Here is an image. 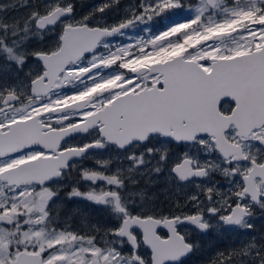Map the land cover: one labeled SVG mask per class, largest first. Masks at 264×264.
<instances>
[{"label":"snow or ice","instance_id":"obj_1","mask_svg":"<svg viewBox=\"0 0 264 264\" xmlns=\"http://www.w3.org/2000/svg\"><path fill=\"white\" fill-rule=\"evenodd\" d=\"M118 3L80 19L73 0L0 17V264H191L213 231L264 215V0H139L113 24L90 22ZM176 10L192 14L120 41ZM90 150L116 155L89 169ZM113 160L128 167L110 171ZM161 174L197 189L168 215L129 189ZM207 246V264H264V239Z\"/></svg>","mask_w":264,"mask_h":264},{"label":"flooded vegetation","instance_id":"obj_2","mask_svg":"<svg viewBox=\"0 0 264 264\" xmlns=\"http://www.w3.org/2000/svg\"><path fill=\"white\" fill-rule=\"evenodd\" d=\"M43 1H46L47 3H52L54 0H42L40 4V8L38 10L43 11ZM37 2V0H36ZM35 0H30L28 4H36ZM73 3L75 4V16L77 19H80L81 17L88 15L89 12L86 11V8L84 9L83 4L81 3V0H73ZM0 4L7 5L8 8L4 12H0V17H3V14H7V20L11 22L12 20L19 21L20 18H17V15H22L21 10H23L25 13L27 11H30L34 8L28 7H22L20 0H0ZM12 5H16V7H12ZM24 8V9H22ZM37 10V9H36ZM17 13V14H16ZM123 16H110V18H106L105 21L108 24H113L116 21L120 20ZM97 19H92L90 22H94ZM21 23V22H20ZM46 43H51V38H47ZM31 46H34L33 43H31ZM71 143H83L87 137H80V138H68ZM183 147L180 145L174 146V155L172 156V161H176L180 158L182 154ZM91 156L89 159H86L83 161V167L89 168V169H96L97 164L95 163V160L97 158L99 159H106L109 156L115 157L116 153L109 150H90ZM201 158H206L203 155ZM215 158V157H212ZM126 160H123L121 165H118V161L113 160V163L111 164V170L116 169L117 167L124 168V164L126 163ZM138 180L142 178H137ZM212 180L218 183V186L222 190L228 189V183L227 181L220 176L219 174H214L212 176ZM198 183H207L203 180H198ZM97 184H100L101 182H96ZM145 185V186H142ZM151 185L149 183H141L137 182L135 185L129 184V189L131 191H137V189L142 188V191L144 193V203L147 205L146 211H151L155 214H164L168 215L169 212H175L177 211L176 203L179 202L181 206L185 205V199L184 197L186 195H190L197 191L195 186L188 184L185 186L184 184L176 185L174 183H168L164 180V174H161L159 176V180L156 182V186H154V189H151ZM69 188H65L63 192L61 193V196H63L64 192L69 191ZM81 191H87L88 185L86 183H81L80 185ZM204 197L201 196V199ZM81 206L87 210V203L84 201H81ZM185 212H194L195 209L192 208L191 204H188L183 209ZM61 215H64L63 211H61ZM213 223H216V220L213 218ZM252 223L254 224V229L249 230L247 232L243 230H235L230 229L228 231H221L217 233L216 231H213L211 235L208 237H205L202 239V242L204 243V252L202 254H198L196 256L192 257L191 264H207V261L210 256H212V249H209L207 246V241L211 239L216 240V247L220 249V251H223L227 253L228 249L230 248H236L240 249L241 246L247 242H250L253 238L256 239L257 242H259L261 239H264V215H261L259 210H256V216L253 218ZM81 224V218L79 216H76L73 218V225L79 226ZM141 252L147 254V249H141Z\"/></svg>","mask_w":264,"mask_h":264},{"label":"rangeland","instance_id":"obj_3","mask_svg":"<svg viewBox=\"0 0 264 264\" xmlns=\"http://www.w3.org/2000/svg\"><path fill=\"white\" fill-rule=\"evenodd\" d=\"M20 1H21V6H22L23 4H26V3L28 4V2L30 0H20ZM41 1L42 0H37V2H36V0H35L36 4H38V5L42 4ZM184 1H187V0H184ZM53 2H55V0ZM91 2L93 4H91ZM197 2H198V0H188L187 3H185V4L195 5ZM46 3H47L46 1H43V4H46ZM136 3H139V0H119V3H118L119 11L118 10H116L115 12L113 11L114 13L112 12V15L113 16L116 15L117 17L120 16V15L124 16L125 15V12H124L125 7L128 6V5L136 4ZM80 4L85 5L84 9L86 8V11L87 10H92L94 5H99L94 0H81ZM22 9H24V8H22ZM34 10H36V9H32L30 11H27L26 13L23 10H21L22 15L21 16L17 15V18H20L19 22L22 23L23 22V18L26 17L30 12H32ZM191 14L192 13L187 12V11L176 10V14H174V15L165 16V17H156L151 22V27H149L148 25H141V26L137 27L135 30L131 31L127 37L119 38V39H120V41L122 43H128L132 39L138 38V37H141V36L146 38L152 32L161 30L163 26L168 25L169 23H172V22L183 21L187 16H189ZM108 15H110V13L107 12V11H105V13H103V14L95 13L92 16V19H99L100 16L107 17ZM3 18L7 19V14L4 13L3 14ZM157 26H159V27H157ZM146 27L149 28L148 31H145ZM31 43H33L34 46H36V44H37L36 41H32ZM122 161H118V165L117 166L121 165ZM127 167H128V161L124 164V168H127ZM137 178H140V177H137ZM146 180H147V177H144V178H142V179H140L138 181L141 182V183H147ZM156 180L158 181L159 177H157ZM142 186H145V185H142ZM154 186H156V183L154 185H151V189H154ZM141 191H142V188H139V189H137L136 192L139 193Z\"/></svg>","mask_w":264,"mask_h":264},{"label":"trees","instance_id":"obj_4","mask_svg":"<svg viewBox=\"0 0 264 264\" xmlns=\"http://www.w3.org/2000/svg\"><path fill=\"white\" fill-rule=\"evenodd\" d=\"M94 1H96V3H98L99 5L100 4H103V3H105L106 2V0H94ZM188 1V0H187ZM187 1H184L185 3H187ZM91 4H93L92 2H91ZM121 5V4H120ZM187 5H189V4H187ZM119 5L117 4V5H114L113 7H110V8H108V9H106V11L107 12H109L110 13V15H108L107 17H105V20H106V18H110V16L112 17L113 15H112V12L114 11H116V10H118L119 11ZM124 8V7H123ZM90 11L91 10H87V12H89L90 13ZM113 12V13H114ZM104 20V21H105Z\"/></svg>","mask_w":264,"mask_h":264}]
</instances>
